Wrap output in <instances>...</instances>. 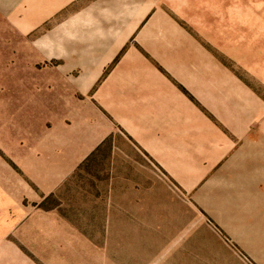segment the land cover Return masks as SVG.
<instances>
[{"label": "rangeland", "instance_id": "374dc122", "mask_svg": "<svg viewBox=\"0 0 264 264\" xmlns=\"http://www.w3.org/2000/svg\"><path fill=\"white\" fill-rule=\"evenodd\" d=\"M216 2L226 64L256 89L258 121L229 148L204 141L199 122L193 146L162 164L119 130L92 155L81 146L77 162L74 118L57 115L60 86L40 84L31 38L0 21V264H264V0ZM79 128L84 145L90 126ZM40 175L49 188L63 180L36 200L16 178Z\"/></svg>", "mask_w": 264, "mask_h": 264}, {"label": "crops", "instance_id": "0c3cea01", "mask_svg": "<svg viewBox=\"0 0 264 264\" xmlns=\"http://www.w3.org/2000/svg\"><path fill=\"white\" fill-rule=\"evenodd\" d=\"M212 4L218 7L210 8L209 0H0V21L31 38L30 68L40 84L60 86L57 115L74 118L77 162L81 146L92 155L119 130L162 164L173 150L193 146L199 122L209 127L204 141L229 148L230 141L250 136L258 121L262 102L226 64L224 10ZM235 42L240 45L238 36ZM254 60L250 72L253 65L257 70ZM259 75L264 84V70ZM82 120L90 126L84 145ZM16 180L43 200L63 179L50 188L49 176L30 185Z\"/></svg>", "mask_w": 264, "mask_h": 264}]
</instances>
